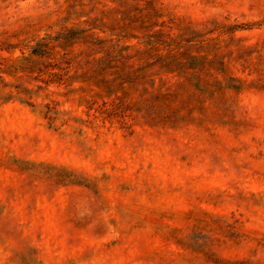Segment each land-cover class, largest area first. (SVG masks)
Here are the masks:
<instances>
[{
    "label": "rangeland",
    "instance_id": "rangeland-1",
    "mask_svg": "<svg viewBox=\"0 0 264 264\" xmlns=\"http://www.w3.org/2000/svg\"><path fill=\"white\" fill-rule=\"evenodd\" d=\"M0 264H264V0H0Z\"/></svg>",
    "mask_w": 264,
    "mask_h": 264
}]
</instances>
